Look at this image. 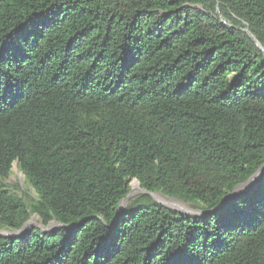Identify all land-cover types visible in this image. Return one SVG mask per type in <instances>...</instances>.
Wrapping results in <instances>:
<instances>
[{
	"label": "trees",
	"instance_id": "16d2710c",
	"mask_svg": "<svg viewBox=\"0 0 264 264\" xmlns=\"http://www.w3.org/2000/svg\"><path fill=\"white\" fill-rule=\"evenodd\" d=\"M0 236V264H264V0H0Z\"/></svg>",
	"mask_w": 264,
	"mask_h": 264
},
{
	"label": "rangeland",
	"instance_id": "374dc122",
	"mask_svg": "<svg viewBox=\"0 0 264 264\" xmlns=\"http://www.w3.org/2000/svg\"><path fill=\"white\" fill-rule=\"evenodd\" d=\"M13 176L11 177V181L12 182H18L21 186H23V177L22 175L16 171L15 168H13ZM135 183V184H133ZM252 182L250 184H248V186H251ZM130 188H131V196H134L136 194H139L140 193V189H139V185L136 181H132L130 183ZM240 192H243V189H238L236 192H235V195L236 194H239ZM153 198H155V200H157L158 202H160V204L168 207V208H171V209H175V210H180V211H185V209L183 208V206L179 205L178 203L176 202H173V201H170V200H165V199H161L159 198L158 196H152ZM29 226H36V227H39V222L36 218H31L30 222H29Z\"/></svg>",
	"mask_w": 264,
	"mask_h": 264
},
{
	"label": "water",
	"instance_id": "95a60500",
	"mask_svg": "<svg viewBox=\"0 0 264 264\" xmlns=\"http://www.w3.org/2000/svg\"><path fill=\"white\" fill-rule=\"evenodd\" d=\"M246 33H247V31H245ZM251 37V36H250ZM251 39L254 41V39L251 37ZM255 42V41H254ZM257 176H258V174L255 176V177H253L249 182H253L256 178H257ZM247 184H249V183H247ZM246 184V185H247ZM245 185V186H246ZM129 196H131V193L129 194ZM3 236H0V238H2ZM3 238H5V237H3Z\"/></svg>",
	"mask_w": 264,
	"mask_h": 264
}]
</instances>
